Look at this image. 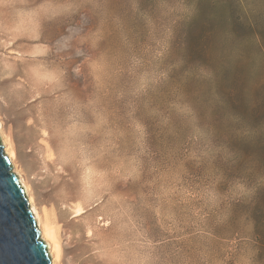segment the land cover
I'll return each mask as SVG.
<instances>
[{"label":"rangeland","instance_id":"rangeland-1","mask_svg":"<svg viewBox=\"0 0 264 264\" xmlns=\"http://www.w3.org/2000/svg\"><path fill=\"white\" fill-rule=\"evenodd\" d=\"M0 121L58 264H264V0H0Z\"/></svg>","mask_w":264,"mask_h":264},{"label":"water","instance_id":"water-1","mask_svg":"<svg viewBox=\"0 0 264 264\" xmlns=\"http://www.w3.org/2000/svg\"><path fill=\"white\" fill-rule=\"evenodd\" d=\"M0 136V264H52L49 245Z\"/></svg>","mask_w":264,"mask_h":264},{"label":"bare ground","instance_id":"bare-ground-1","mask_svg":"<svg viewBox=\"0 0 264 264\" xmlns=\"http://www.w3.org/2000/svg\"><path fill=\"white\" fill-rule=\"evenodd\" d=\"M0 127H1V121H0ZM6 140V139H5ZM5 151L9 154L12 162L15 165V170L16 173L19 176V179L21 181V183L23 184V186L26 188V192L28 194L29 200L31 202L32 208H33V212L37 218V221L42 229V237L46 240V242L49 245V249H50V254H51V258H52V264H58V259L61 256V251L63 250L62 248V244L57 232V228L50 222H46L43 218V216L41 215L40 211H39V207L37 206L36 202H35V198L34 196L29 193V189L31 188L27 182L24 180V178L22 177V174L20 172V170L17 167V164L15 162V157H16V153L13 150L11 144L8 141H5ZM21 176V178H20ZM85 209L84 207H81L79 209V214H82V212H84Z\"/></svg>","mask_w":264,"mask_h":264}]
</instances>
